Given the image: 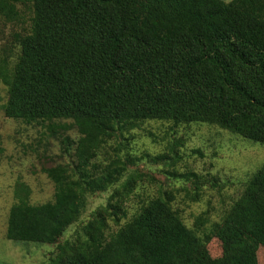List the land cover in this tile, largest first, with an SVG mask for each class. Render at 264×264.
<instances>
[{"label": "trees", "instance_id": "1", "mask_svg": "<svg viewBox=\"0 0 264 264\" xmlns=\"http://www.w3.org/2000/svg\"><path fill=\"white\" fill-rule=\"evenodd\" d=\"M25 11L30 27L16 35L15 60L0 55L4 113L79 137L63 138L71 162L43 169L53 201L32 204L31 189L18 184L7 238L54 245L51 264H264V164L220 221L199 216L192 228L163 188L122 223L150 176L130 172L137 162L126 154L94 161L147 120L209 124L264 144V0H0L8 22ZM110 189L62 240L88 197Z\"/></svg>", "mask_w": 264, "mask_h": 264}, {"label": "rangeland", "instance_id": "2", "mask_svg": "<svg viewBox=\"0 0 264 264\" xmlns=\"http://www.w3.org/2000/svg\"><path fill=\"white\" fill-rule=\"evenodd\" d=\"M30 15L25 11L17 22L0 18L1 56L10 54L15 60L19 50L16 35L30 27ZM7 100V87L0 82V145L3 148L0 154V264H51L49 257L55 251L54 245L7 238L9 213L18 202L16 188L20 183L31 189L32 204L54 200V182L43 169L71 162L73 155L65 152L63 138L68 135L75 141L79 133L72 127L51 135L41 124L8 118L4 113ZM173 149L178 157L171 159L170 154L176 157ZM116 153L132 156L137 162L134 166L129 164L130 172L150 176H144L145 180L139 182L136 193L126 202L128 217L122 223L139 210L142 201L156 196L161 188L172 189L176 194L174 208L189 227H194L199 216L208 218L210 223L218 222L241 196L249 178L264 164L263 143L204 123L147 120L126 133L124 139L105 144L94 161L108 163L115 159ZM158 155L166 157L155 161ZM110 192L111 189L89 196L79 222L62 240L71 238L82 223L90 220L92 213L107 203ZM195 196L197 200H193ZM110 224L113 230L119 227L113 222ZM209 249L215 256L221 254L218 240H213Z\"/></svg>", "mask_w": 264, "mask_h": 264}]
</instances>
